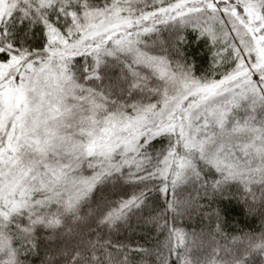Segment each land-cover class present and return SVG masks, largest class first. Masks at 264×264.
I'll use <instances>...</instances> for the list:
<instances>
[{"label":"snow or ice","instance_id":"1","mask_svg":"<svg viewBox=\"0 0 264 264\" xmlns=\"http://www.w3.org/2000/svg\"><path fill=\"white\" fill-rule=\"evenodd\" d=\"M188 30L205 42L199 74ZM193 180L242 198L260 232L195 255L169 219ZM133 218L163 233L154 246L117 236ZM154 254L264 264V0H0V264Z\"/></svg>","mask_w":264,"mask_h":264},{"label":"trees","instance_id":"2","mask_svg":"<svg viewBox=\"0 0 264 264\" xmlns=\"http://www.w3.org/2000/svg\"><path fill=\"white\" fill-rule=\"evenodd\" d=\"M188 42L183 46L185 55H191L197 62L194 66L196 74L204 71L207 67V52L205 50V42L203 38L195 40V34L188 30L186 33ZM257 196L260 195V189L257 185L255 188ZM171 195V192H169ZM177 198L181 201L180 208L177 212L170 215L169 219L178 227L184 229L190 236L194 237L192 251L200 257H210L214 255L213 248L216 245L224 246L225 239L222 237L227 235V243H232V235H239V230L243 229L247 232L259 233L261 230V218L255 210L247 211L243 199L240 200H224L221 197H214L204 186L203 182L197 183L195 180L180 185L176 191ZM160 209H164V196L159 195ZM227 208L222 211L221 218L223 228L220 235L210 236L209 232L216 226L215 219L209 215V208ZM135 224L134 218L129 221V225L122 227L117 233L120 238L126 239L131 244L147 241L146 246H154L163 233H157L143 225ZM231 233L232 235H228ZM164 245L161 244V251ZM155 251V249H154ZM142 254L133 252V257L139 261ZM158 255H149L145 264H156ZM174 259V258H173Z\"/></svg>","mask_w":264,"mask_h":264}]
</instances>
